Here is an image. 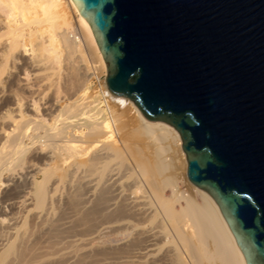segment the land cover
<instances>
[{"label": "water", "instance_id": "obj_1", "mask_svg": "<svg viewBox=\"0 0 264 264\" xmlns=\"http://www.w3.org/2000/svg\"><path fill=\"white\" fill-rule=\"evenodd\" d=\"M106 85L182 139L246 264H264V0H72Z\"/></svg>", "mask_w": 264, "mask_h": 264}, {"label": "bare ground", "instance_id": "obj_2", "mask_svg": "<svg viewBox=\"0 0 264 264\" xmlns=\"http://www.w3.org/2000/svg\"><path fill=\"white\" fill-rule=\"evenodd\" d=\"M66 2H68V4L71 6L72 11L74 12L77 19V25L79 26L78 28L80 29L81 34L80 38L77 36L74 37L73 35L70 36L71 34L68 31V28L72 23V19L69 15V11H67L68 9ZM83 45H85V48H91L99 62L103 64L102 66H104L105 61L98 48L91 27L88 22L81 16L72 0H0V81H2L1 77L4 76V74H6V72L8 71V66L10 65V63L18 59L19 54L22 52L25 53V51L27 52V54H29L28 56L25 53V55H27L29 58H27L29 60L28 66L30 67L31 71L33 70V73L35 71V73L38 74L37 76H39L40 74L39 77L44 80H42V83L48 80L50 78L49 76H51V80L54 79L52 78L54 76H56L57 78L56 74H59L61 77L60 72L62 73V71H59L57 69L62 68V66L65 65V68H68V70L70 69L72 71L77 61L76 58H80L83 54ZM44 50L49 51L46 56L43 55ZM78 53L80 54V56H78ZM81 60L78 59V61ZM18 63L16 64L18 65ZM75 67L76 69L78 68L77 66ZM13 68L11 69L15 70ZM24 69L23 71L25 73L26 71ZM79 69L80 67L78 68V70ZM48 70L50 74L52 73L51 75H49L48 72V74L45 72ZM55 70H57V73L54 72ZM65 71L63 72V75H65ZM41 72L45 75L47 74L49 78L45 75L42 76ZM72 74L73 73H70V75ZM33 77L36 76L34 75ZM42 77H46V79ZM85 78L86 80H88L87 77ZM37 79L38 78L36 77L35 82H38ZM104 80L105 86L107 88L106 75ZM25 81L27 83L28 79H26ZM40 81L41 80H39V83ZM70 81L72 82L71 78ZM56 82V84H58V81ZM78 82H76V85L79 84ZM39 83H35V86H37ZM47 83H50V80ZM51 83L53 85L55 81ZM1 84L2 83L0 82V85ZM20 84L18 83V86ZM50 84L48 85L52 86ZM71 84L73 83H70V85ZM27 86L29 87V84ZM39 86H37L36 88H43ZM49 86L48 89L50 90L51 87ZM3 87H1L0 89V120L7 121L9 122V124L7 127L5 126L6 129L5 127L4 129H0V181L5 172H10L14 169V167L19 166L18 161H20L19 159L21 158L25 150H27L25 149L26 146L24 145L23 140L24 138H27L28 134H30L28 132L31 131V126L29 127L31 118L25 120L29 113L27 112L26 114H24L21 109L23 105L20 104V100L23 97L21 98L20 96L18 98L21 99L14 98V100L12 99V101H10L8 98L2 97L4 96V92L7 89V86L5 87V90ZM34 88L31 87V89ZM71 89L74 88L71 87L70 90L68 89L67 91L70 92ZM87 89L85 87L82 89H78L77 92H72L75 93V97L72 98L74 101V105L76 106L75 109L72 110L69 105L67 108H65L67 106V103L66 106L65 104L63 105L65 106L64 108L66 110L68 109L67 112L70 111L69 114L66 113L68 114V116H70L71 112H80V114H82L80 116H84L83 118L85 119V122L84 124H82V127L81 125H79L78 129L71 127L69 124L70 121H65L68 119V116H66L67 118H65L63 115L64 119H61L59 113L56 115L54 113H50L54 114V116H52L50 120L48 118L49 122L47 123V126L44 125L43 127L42 123L37 125L36 127L34 126L35 132L37 131L36 129H41L44 132V134L40 133L41 136L45 135L44 138L46 136L49 137V142L40 144V147L44 148V146H46V150L47 147L49 148L48 161H51L49 164L43 163V165H34L33 168L29 170L31 174H29L30 176L28 177V179H31V186H28L26 192H23L25 200H34L35 205L34 203L32 204L34 207H37L38 203L44 202L46 198L48 200L49 191L47 190V192L43 188L44 182H46L45 175L47 171H49L50 174H53L56 177L54 181V184H56L53 189L55 193L58 192L61 188H64L63 183H65V181H69L67 185L69 183H71L72 185L73 182L78 181L80 184L87 188V195L93 196V194L97 192L94 194V196H97L98 194L97 197L100 200V197L105 198V196L100 195L104 193H101L102 191L107 189L104 188L109 185L111 188L110 190H112V193H110L116 199L119 198L125 201L126 205L131 208L133 216L144 214L148 216V221L155 222V225H153L152 227L146 229L143 228L144 230L142 229V233L147 237V241L150 246H157L159 242L161 243V241L162 243L169 242V244H172V247L169 248L161 258L152 259L150 264H169L170 262H172L171 257L172 259L176 258L177 260L181 261L182 264H246L243 254L237 246L235 238L231 233L217 203L206 191L196 187L188 179L187 180L192 184L190 185L193 187L195 192L192 193L183 190L179 185L176 175L174 174L163 176L160 180H157V176L159 174H162L166 169L168 170V167L172 166L171 164L173 163V160H171V158H166L163 155V152L166 151L169 143L176 144L177 147L180 148H178V150L182 152V154L184 153L182 149V139L178 131L166 122L147 120L131 100L130 101L132 108L137 114V124L135 125L136 128H133V125L132 127L129 126V124H127L125 121L122 122V125L120 127H118L116 126V122H118L119 120L118 114L111 109L107 102L105 103V109H102L100 113L91 112V110L97 106V99L94 100V97L91 98V96H86ZM39 90L41 91V89ZM12 92L11 94L15 93V91L13 93ZM37 92L38 91H36V93ZM108 92L110 94V97H114L118 100L119 104L123 103L122 101H124V98H126L123 96L114 95L109 90ZM41 93L42 96H39L43 97V92ZM64 93H66V91H64ZM5 94L7 93L5 92ZM32 95L34 96V94ZM52 97L55 98V96ZM56 97L57 101L59 97L58 95ZM42 99L43 98H41L40 100ZM37 100L36 103H38V101L40 102V100ZM59 100L57 101V103L61 102V100ZM11 104H14L16 106V110L18 111H16V114H13L12 110H8L9 108L5 109V107H9ZM35 105L38 104H34V106ZM60 105L58 106L60 107V109H62L63 106L61 107ZM35 107L34 109L38 111L39 106L37 109ZM63 112H60L61 115L63 114ZM42 118H44V115ZM74 118L76 119L78 118V116L73 117V119ZM46 120L47 119H45L44 121L43 119L44 123H46ZM36 123L38 124L39 122ZM75 127L78 126L75 125ZM126 127H128L129 130L127 132H122L123 128ZM133 132L142 133L146 135L149 140H151V143L147 144V146L144 145L148 148L149 152H145L142 147H137V145L135 144V146H133V144H130L127 137ZM32 136L29 135L28 137L30 138ZM114 136H118V139L114 140L110 144L109 142L114 138ZM88 137H90V139H92L93 141L91 140V142L90 139H87ZM85 138L90 141H88L90 145L88 147L85 146V143L87 142H85ZM152 143H157V145H155L153 148L149 147V145ZM101 146L105 147H102L103 149L100 152L91 154L93 150L95 151L96 148ZM36 147H38V145ZM136 147L139 151V155H137V159L133 160L132 163H130V161H132L130 156L128 161L119 159L121 157L125 158V155L123 156V154H125V152L127 153L128 148H130L129 150L131 151L132 148L134 149ZM143 148L146 149L145 147ZM149 148H152V150H149ZM38 149L40 148L38 147ZM116 158H118L119 160L117 162H113ZM22 161L23 160H21V162ZM21 162L19 163L21 164ZM185 162L187 170L186 158ZM38 173L43 174V178L41 180H38L37 178ZM48 177L46 176V178ZM127 181L131 183L127 184ZM60 184H63L62 187L60 186ZM76 184L77 183H75V185ZM78 184L76 185V187L78 186ZM11 185H13V183ZM163 185L170 187V196H166L164 189L162 188ZM59 186L61 188H59ZM99 188H101L102 191H100ZM76 189L74 190L76 191ZM8 190H6L0 196V211L7 205H16V197H8V195L10 194ZM97 190L99 191V193ZM32 201H30V203H32ZM17 202L19 201L17 200ZM27 212L28 211H26L25 214ZM49 214L50 213H48L47 215ZM14 216L15 217L12 216L11 218L6 220L7 224L5 226H1V223L3 224V222L0 219V257L2 258L5 257L4 254L6 255V252L7 255H9L8 252L12 251L11 248L12 246H14L16 239L20 235V227L18 228L17 225H14L15 222H18V219L20 220V218H18L17 215ZM21 220L23 221V215ZM123 224H126L127 227H130L131 225L132 228L138 225H133L131 221H124ZM167 224L169 225V228H167ZM123 226L124 228H126L125 225ZM160 238H162V240ZM17 240L21 241L24 239H22L21 236V240ZM162 246L163 244L158 245L157 247H154V249L160 250ZM149 256L152 257V254ZM1 260L3 261V259Z\"/></svg>", "mask_w": 264, "mask_h": 264}, {"label": "rangeland", "instance_id": "obj_3", "mask_svg": "<svg viewBox=\"0 0 264 264\" xmlns=\"http://www.w3.org/2000/svg\"><path fill=\"white\" fill-rule=\"evenodd\" d=\"M66 3H67V9H68L67 11H69V15L71 16V19H72L71 20L72 23L70 27L68 28V31L71 34L70 36L73 35L74 37L77 36L80 38L81 34H80V29L78 28L79 26L77 25L78 24L76 21L77 19L75 17L74 12L72 11L71 6L68 4V2ZM85 45H83L84 47L82 46L84 50L82 56L80 58H76L77 61L75 63V66H77L78 68L80 67L79 70L78 68L76 69V67L74 66V69L71 71L70 69L68 70V68H65L66 66L64 65L62 66L63 69L62 68L57 69L59 71H62V73L60 72L62 78L60 77L59 74H56L57 78L54 75H53L54 77H52L58 80L56 79L51 80V76H49L50 78L47 76L48 73L49 75L52 74V73L50 74L49 70L45 71L46 73L48 72L46 75L41 72L42 76L45 75L49 78L48 80H46L47 82H49V80H50V83L55 81L53 85L52 83L50 84V83H47L46 81H45L46 83L43 82L44 83L43 84L42 83L43 79L39 77L40 74L39 76H37L38 74L35 73V71H34L35 74L33 73V70L31 71L30 67L28 66L29 54H27L26 51L25 53L28 56L25 55L24 52H22L24 54L20 53L18 56V59L12 61L13 64L10 63V65L8 66L9 68L8 71L6 72V74H4V76L1 77L2 81L0 82L2 84L0 85V89L1 87L4 86L3 88L4 90L7 88L5 92L8 94L7 95L4 92V96L2 97L8 98L10 101L20 96L21 98L23 97L22 99L21 98H18V99H21L20 104L23 105V107H21L22 112L24 114L28 112L30 115V116L28 115L27 118H25V120L28 118H31L29 127L31 126L32 128L30 127L31 131L28 132L30 133L28 134V136L29 135L31 136L33 135V136L30 138L27 136L28 139L24 138L23 140L24 145L26 146L25 149L27 150H25L24 152L25 154L23 153V155L19 159L20 160L18 161L19 166L14 167V169L10 172H5L0 181L1 182L0 196L6 190L9 189L8 192L10 194L8 195V197H16L15 199L16 205H13V206L7 205L1 209L0 219L3 222V224L1 223V226L2 225L5 226L7 224L6 222L7 219L11 218L12 216L15 217L14 215H17V217L20 218V220L18 219V222H15L14 224V225H17L18 228L20 227V230H19L20 235L18 236L17 239L21 240V236H22V239H24L21 241H18L16 239L14 243L15 247L12 246L11 248L12 251L14 250V248L15 250L13 252L12 251L8 252L9 255H7V252H6V255L4 254L5 257L3 258L0 257L1 259H3V261L0 259L1 260L0 264L1 263L3 264H150L152 259L161 258L162 255L165 254L168 251V249L172 247L171 243L169 244V242H165L167 243L165 244V243H162V241L161 243L159 242L158 244V245L163 244L160 250L154 249V247H157L158 245L150 246L147 241V237L142 232L144 229L155 225V222L148 221V216L144 214L143 215L141 214L139 216H133L132 210L128 205H126V202L119 198L116 199L111 194L112 190H110L111 188L109 185H107L105 188L103 187L104 189L107 188L104 191H102L101 188H99V190L102 191L101 193L103 192L105 193V194L100 193L101 195L99 194L100 196H105V198L102 197L103 199L100 197V200L97 197L98 194L97 196L95 195L96 197L94 196V194L97 192H95L93 196L87 195L88 194L87 188L83 186L82 184H80L77 180H75L77 182H73L72 185L71 183H69L68 184L69 186L67 185L69 181L67 182L65 181V183H63L64 185L62 184L64 188H61L62 185L60 184L61 187L59 186V188L61 189L59 191L57 190L58 192L55 193L53 189L56 184V183L54 184L56 177L53 174H50L49 171H47L45 175L46 182H44L43 188L45 189V191L47 190L49 191V192L47 191L48 197H49L48 200L46 198V200L42 202L43 204L38 203L37 207L36 206L34 207L32 205L33 203L35 205L34 200L33 201L30 200L32 201V203H30L29 200L26 201L24 198L23 192H26V190L28 189V186H31L30 184L31 179H28V177L30 176L29 174H31L29 170H31V168H33L34 165H37V164L43 165V163L49 164L51 161L50 158H49L50 161H48L49 148L47 147V150H46V146H44V148L40 147V144H45L49 142V137L46 136L45 137L46 139H45L44 138L45 135L41 136V134H44V132L41 129L39 130L36 129L37 130L36 131L37 133H36L34 126L36 127L37 125L41 123L43 127L44 125L47 126L48 125L47 123L49 122L50 118L54 116V114L56 115L58 113L60 114L61 119H64L63 115L65 118H67L66 116H68L70 111L67 112L68 109L66 110L65 108H67L68 105L72 110L76 108V106L74 105V101L72 99L75 97V93H72V92H75V91L77 92L78 89H82L85 87L86 89L88 88L86 96H91V98L94 97L95 98L94 100L97 99L96 100L97 106L93 108L91 112L100 113L102 109L103 110L105 109V103L107 102L108 105L111 107V109L118 114L119 120L118 122H116V126L120 127L122 125V122L125 121L127 124H129V126L132 127L133 125V128H136L135 125L137 124V120H136L137 114L135 110L132 108L131 101L124 98V101H122L123 103L119 104L117 99H115L114 97H110V94L105 86V80H104L105 75H107L106 64L104 62V66H102L103 64L99 62L96 55H94L93 50L91 48H88L87 46H86L87 48H85ZM43 53H44L43 55L46 56L49 53V51L44 50ZM78 56H80V54ZM78 59L81 61H78ZM16 63H18V65ZM10 67L11 68L15 67L13 68L15 70H12ZM21 68H23L26 72L24 73L23 69ZM57 70H55L54 72L57 73L56 72ZM65 70L68 72H66ZM64 71H65L64 73L65 75H63ZM32 73L38 78L37 79L38 82L37 81L35 82L36 77H33L34 75ZM70 73H73V74L70 75ZM75 76L78 78H76ZM85 77H87L88 80H86ZM70 78L72 82L70 81ZM26 79H28L27 83L25 81ZM29 79L31 82L29 81ZM44 79H46V77ZM39 80H41L40 83H39ZM73 80L75 83L73 82ZM56 81H58L59 85L56 84L57 83ZM69 81L70 83H73V84L70 85ZM16 82H18L19 84L21 83V84L18 86V83ZM76 82H78L79 84L77 83L78 85H76ZM35 83H39L37 86L40 85L39 87H43V88L37 89L36 88L37 86H35L36 85ZM28 84H29V87L27 86ZM48 84L52 86H49ZM30 86L33 88L35 87V88L31 89ZM48 86L51 87L50 90L48 89ZM71 87L74 89H71L70 92L67 91L68 89L70 90ZM15 88L19 91H17ZM39 89H41V91ZM13 90L15 91L16 94L13 93L14 92ZM43 90H47L48 92L43 91ZM36 91L38 92L36 93ZM64 91H66V93H64ZM11 92L13 94H11ZM41 92H43V97H41L42 96ZM44 92L45 94L47 92V94L45 95ZM32 94H34V96ZM57 95L59 99L61 100L60 103L59 102L57 103L59 99L56 101ZM52 96H55V98ZM37 97H39L40 99L41 98L43 99L40 100ZM29 98L33 100H30ZM37 99L40 100V102ZM36 100L38 101V103H36ZM54 101L57 104H55ZM66 103H67V106H66ZM34 104H38V105H35L37 107H35ZM64 104L66 107L63 106ZM13 105L11 104L9 107H5V109L9 108L8 110L10 111L12 110V113L16 114L18 111L16 110V106L14 105L15 107L14 108ZM58 105H60L61 107L63 106L62 109L63 111L65 109V111L63 112L62 109H60ZM38 106H39V109L37 111L34 109V107L37 109ZM60 112H63V114L61 115ZM50 113H54V114H50ZM43 115H44V118H42ZM80 115H82L80 114V112H77V113L71 112L70 116H68V119L65 121H70L69 123L70 126L75 129H78L79 125H81L82 127L83 126L82 124H84L85 122V119L83 118L84 116H80ZM77 116L78 118L73 119V117H77ZM43 119L44 121L45 119H47L48 121L46 120V123H44ZM36 122H39V123L37 124ZM8 124L9 122L0 120V129L1 128L4 129V127L5 126L7 127ZM75 125H77L78 127H75ZM128 130H129L128 127H126V128H123L122 132H127ZM117 137L118 136H114V138L109 143L111 144L114 140H117L118 139ZM87 139H90V137H88ZM87 139L85 138V142L87 141L85 143L86 147L90 146L89 142L92 140L90 139L89 141ZM127 139L130 142V144H133V146L137 145V147L138 146L142 147V149L145 152H149L146 146L147 144L151 143V140H149L146 135L139 133V132L138 133L133 132L127 137ZM152 144H150L149 147L153 148L155 145H157V143H152ZM37 145L40 149L36 147ZM102 147L104 148L105 146L96 148L97 150L96 149L95 151L93 150L92 151L93 153L91 152V154L100 152L103 149ZM137 147L134 149L132 148L133 149V150L131 149L132 152L129 150L130 148H128L130 152L127 150V153L125 152V154H123V156L125 155V158L121 157L119 159L120 160L124 159L128 161L129 156H130L132 159L130 163H132L133 160L137 159V155H139V151ZM143 147H145L146 149H144ZM152 148H149V150H152ZM178 148L179 147H177L176 144L169 143L166 151L163 152V155L166 158H171V160H173L172 161L173 163L171 162L172 166L168 167V170L166 169L162 174H159L157 176V180H160L163 176H167V175L169 176L170 174L171 175L174 174L176 175L179 185L183 190L194 193L195 190L193 189V187L191 186L192 184L187 180V177H186L185 154L183 153L184 154L183 156L182 152H180ZM119 159L116 158L115 161L113 162H117ZM21 160L23 161L21 162ZM19 162H21V164ZM42 176H43L42 173H38L37 175L38 180H41L43 178ZM46 176L47 177L49 176V177L46 178ZM12 183L13 185H11ZM75 183L77 184L79 183L80 185L78 184V186L80 188L78 186L76 187L77 184L75 185ZM129 183L131 182L127 181V184ZM162 188L164 189L166 196L171 195V189L169 186L163 185ZM74 189H76L77 192ZM17 200L19 202H17ZM24 211L25 212L28 211V212L25 214ZM46 213L47 214L50 213V214L47 215ZM21 214L23 215V221L21 220L22 218ZM124 221H131L133 225L134 224L135 225L138 224V225L133 228L131 225L130 227H127L126 224H123ZM122 224L125 225L126 228H124ZM167 228H169L168 224H167ZM160 239L162 240V238ZM151 254H152V257L149 256ZM171 260L172 262L169 261L170 262L169 264H182V262L177 260L176 258L172 259L171 257Z\"/></svg>", "mask_w": 264, "mask_h": 264}]
</instances>
